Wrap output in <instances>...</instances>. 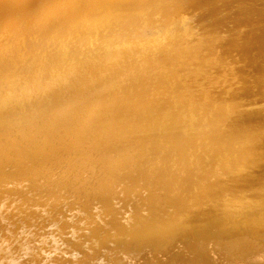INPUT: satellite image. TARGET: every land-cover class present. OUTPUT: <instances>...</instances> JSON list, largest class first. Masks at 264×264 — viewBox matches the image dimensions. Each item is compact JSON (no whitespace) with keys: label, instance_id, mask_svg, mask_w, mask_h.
<instances>
[{"label":"bare ground","instance_id":"obj_1","mask_svg":"<svg viewBox=\"0 0 264 264\" xmlns=\"http://www.w3.org/2000/svg\"><path fill=\"white\" fill-rule=\"evenodd\" d=\"M0 264H264V0H0Z\"/></svg>","mask_w":264,"mask_h":264}]
</instances>
